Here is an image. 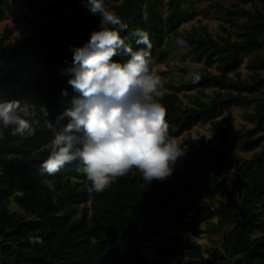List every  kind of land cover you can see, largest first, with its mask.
Wrapping results in <instances>:
<instances>
[{
    "label": "trees",
    "instance_id": "1",
    "mask_svg": "<svg viewBox=\"0 0 264 264\" xmlns=\"http://www.w3.org/2000/svg\"><path fill=\"white\" fill-rule=\"evenodd\" d=\"M114 2L113 13L128 27L106 28L119 31L133 51L145 48L131 36L141 29L149 35L152 61L165 63L175 50L216 70H199L198 83L182 81L156 99L167 110L169 137L209 125L217 145L205 136L188 137L178 143L185 155L167 180L149 183L133 168L101 193L89 191L79 161L53 175L43 172L60 130L45 121L55 124L77 96L68 84L71 76L62 72L73 65L72 49L101 30V19L88 10L87 0H23L21 18L27 23H36L40 14L68 12L13 42L9 27L0 36V103L26 101L35 113L28 119L39 121L34 133L16 136L0 125V264H264V0H240L249 9L217 4L234 31L217 38L207 27L181 31L195 14L196 0H168L165 11L163 0ZM10 12V0H0V20ZM178 39L187 46H178ZM128 59L122 52L113 57L121 64ZM244 64L250 71L245 79ZM182 91L196 94L185 103ZM234 108L251 110L245 119L254 128L237 129L224 118ZM237 151L254 153L232 159ZM204 197L225 201L212 208L199 204ZM193 212L188 230L194 237L203 234L204 223L208 233L222 237L210 256L195 241L175 236L159 248L157 259L145 258V246L164 232L182 231ZM37 237L40 243H30Z\"/></svg>",
    "mask_w": 264,
    "mask_h": 264
},
{
    "label": "clouds",
    "instance_id": "2",
    "mask_svg": "<svg viewBox=\"0 0 264 264\" xmlns=\"http://www.w3.org/2000/svg\"><path fill=\"white\" fill-rule=\"evenodd\" d=\"M88 10L99 15L101 25H128L109 11L104 0H87ZM131 36L145 48L133 51L119 31L101 28L93 32L83 47L72 49L73 65L62 72L71 76L68 84L77 96L57 121H45L49 129L59 127L52 141L50 155L41 164L48 175L66 164L79 161L78 168L92 187L101 193L133 168L149 183L165 181L172 176L174 165L185 153L175 138L169 137L167 110L156 98L162 97V78L150 67L152 44L147 32L137 29ZM177 45L186 47L178 39ZM130 59L119 63L113 57L120 53ZM193 84L201 80L197 71L188 74ZM67 96V92H63ZM32 105L11 100L0 103V125L11 127V135L32 134L37 120ZM68 119L66 125L60 122ZM34 238L30 243H40Z\"/></svg>",
    "mask_w": 264,
    "mask_h": 264
},
{
    "label": "rangeland",
    "instance_id": "3",
    "mask_svg": "<svg viewBox=\"0 0 264 264\" xmlns=\"http://www.w3.org/2000/svg\"><path fill=\"white\" fill-rule=\"evenodd\" d=\"M23 0H10L11 2V12L7 16L5 20H0V36L3 33V30L6 27H9L13 30V37L11 41L13 42L15 39L19 38L21 33H25L26 35H32L35 31L39 30V25L44 23L48 18H60L65 13L68 12L67 8H64L58 14H49L43 15L40 14L39 19L36 23H27L24 22L21 18V3ZM168 0H163V11H165V5ZM114 0H104V4L106 8L113 12L112 6L114 5ZM220 4L225 8H231L235 5H240L243 8H251L250 3L242 4L240 0H196V9L194 16L188 20L181 28L182 32H187L192 29H197L199 31L202 30L203 27H207L208 31L214 36H225L227 32L234 33L233 30L229 28L228 25L224 24L223 19H225L224 15H221L216 10L215 6ZM107 24L101 25V28H106ZM224 29H227L225 32ZM181 51H172L169 56V59L162 64H159L155 61H152L150 67L155 68L156 73L162 78L163 88L160 89L165 92L174 91L172 87L180 86L183 82L190 81L191 78L188 75L192 71H199L203 69H207V71L216 74V70L214 68H208L205 66L204 62H195L191 57H183ZM247 62V59H246ZM241 76L243 79L247 78L250 71L246 68V64L241 68ZM183 81V82H182ZM207 95L211 97L213 95V91L207 90ZM194 91H182L179 92L180 97L183 99L185 103H188L191 95H195ZM251 112V110H244L240 108H234L232 110L227 111L224 114V118L228 119L233 126L237 129L247 130L254 128V125L245 119V115ZM209 125H199L195 127L191 132L183 134L179 138H175L177 143H180L187 139L188 137L198 138L199 136H205L207 140L213 142L217 145L218 138L212 134L210 131ZM1 137V133H0ZM254 152L243 153L237 151L234 155L231 156L232 159H248L252 157ZM225 201L224 197H216V198H202L199 202L200 205L207 204L212 208L218 207ZM13 209H16L15 206H12ZM196 212H193L188 219V223L182 231H169L161 234L156 240L148 244L142 249V252L150 261L157 259V251L162 246L168 244L172 241L173 237L179 236L184 237L190 240L195 241L200 244L203 248L204 255L210 256L217 243L222 241V237L216 234L208 233L209 224H202L199 229L203 231L199 237H194L192 231L188 230V226L190 224L191 219L195 216ZM212 222L216 223L217 220L213 219ZM184 259L172 260L175 263H179Z\"/></svg>",
    "mask_w": 264,
    "mask_h": 264
}]
</instances>
